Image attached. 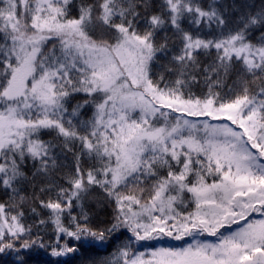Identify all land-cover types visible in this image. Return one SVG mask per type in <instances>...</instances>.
Segmentation results:
<instances>
[{
    "label": "snow or ice",
    "instance_id": "1",
    "mask_svg": "<svg viewBox=\"0 0 264 264\" xmlns=\"http://www.w3.org/2000/svg\"><path fill=\"white\" fill-rule=\"evenodd\" d=\"M0 264H264V0H0Z\"/></svg>",
    "mask_w": 264,
    "mask_h": 264
}]
</instances>
